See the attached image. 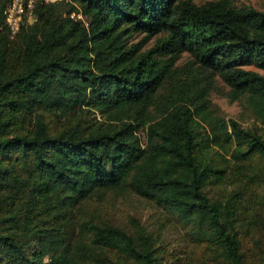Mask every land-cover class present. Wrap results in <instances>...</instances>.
<instances>
[{
  "label": "trees",
  "instance_id": "obj_1",
  "mask_svg": "<svg viewBox=\"0 0 264 264\" xmlns=\"http://www.w3.org/2000/svg\"><path fill=\"white\" fill-rule=\"evenodd\" d=\"M10 1L0 0V264H264V73L249 69L264 71V11L35 0L34 22L12 34ZM215 77L251 126L213 108ZM110 191L152 202L158 220H103L88 205ZM170 227L185 252L168 251Z\"/></svg>",
  "mask_w": 264,
  "mask_h": 264
},
{
  "label": "rangeland",
  "instance_id": "obj_2",
  "mask_svg": "<svg viewBox=\"0 0 264 264\" xmlns=\"http://www.w3.org/2000/svg\"><path fill=\"white\" fill-rule=\"evenodd\" d=\"M55 4H60L63 2H68V0H47ZM197 4L204 3L211 0H193ZM237 6H249L260 11H264V0H232ZM73 15V14H72ZM26 16L23 19V23L33 22V16L31 12H26ZM78 17H81L78 15ZM139 37H136L138 40ZM155 38L150 39L144 46V48H149ZM190 59V56L186 53L182 54L180 60L177 62L180 68L184 63ZM256 70L260 73H264L263 70H258L255 68H249ZM188 72L187 68L181 69L182 77H184ZM209 98L213 108H215L225 119H234L239 121L244 127L251 126L255 121L251 115L246 113L243 106L239 101H230L228 97V87L219 79L215 77V81L209 88ZM260 126V125H259ZM140 137L144 138L143 131L140 132ZM89 209L96 212L100 218L103 220H108L115 224H123L126 220L127 215H133L137 218L147 222L149 225L153 226L155 221L158 220V213L156 206L145 199L140 198L135 194L126 193L125 195H118L115 191L106 192L100 198V200H94L88 205ZM162 239L168 244V251L179 252L182 248L185 252V246L182 244L181 234H179L173 228H167L166 231L162 233ZM186 249L189 255L193 254L194 246L191 244L186 245ZM180 252V256L184 257L185 253Z\"/></svg>",
  "mask_w": 264,
  "mask_h": 264
},
{
  "label": "built area",
  "instance_id": "obj_3",
  "mask_svg": "<svg viewBox=\"0 0 264 264\" xmlns=\"http://www.w3.org/2000/svg\"><path fill=\"white\" fill-rule=\"evenodd\" d=\"M35 0H11L6 8L4 9L5 14V22L9 27L10 31L15 33L21 22L23 23V19L26 12H31L32 5ZM34 22V18H33ZM32 21L24 24H32Z\"/></svg>",
  "mask_w": 264,
  "mask_h": 264
}]
</instances>
